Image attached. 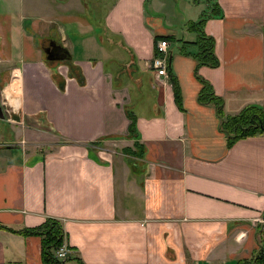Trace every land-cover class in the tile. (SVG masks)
I'll return each mask as SVG.
<instances>
[{"label":"crops","instance_id":"0c3cea01","mask_svg":"<svg viewBox=\"0 0 264 264\" xmlns=\"http://www.w3.org/2000/svg\"><path fill=\"white\" fill-rule=\"evenodd\" d=\"M90 2L0 0V224L59 220L65 264L251 259L264 247V134L231 145L199 94L205 80L225 117L264 109V0ZM211 5L204 31L219 66L199 67L188 23ZM53 35L97 54L73 60L84 84L44 59L39 38ZM163 40L167 76L150 68ZM104 60L127 74L118 87ZM136 142L143 155L127 153ZM41 253L39 236L0 229V264H43Z\"/></svg>","mask_w":264,"mask_h":264},{"label":"trees","instance_id":"16d2710c","mask_svg":"<svg viewBox=\"0 0 264 264\" xmlns=\"http://www.w3.org/2000/svg\"><path fill=\"white\" fill-rule=\"evenodd\" d=\"M199 1V0H195ZM207 3H212V0H204ZM215 6V5H214ZM214 6L211 5L209 10H205L199 20L189 22L188 30L196 32L198 34V41L196 44L199 46V52L196 55L198 66H207L215 68L219 66V60L215 53V41L212 37L205 34L204 26L207 19L214 16ZM156 55L158 51L156 50ZM70 76L75 77L79 82L84 84V77L79 67L70 63ZM203 88L199 94V100L205 104H213L218 110V115L223 118L222 128L230 135V144L241 138L257 136L264 134V109L249 105L245 107L239 114L231 117H225L224 113V100L217 96L211 87V85L202 80ZM136 122L131 121L130 132L135 131ZM143 146L139 142L135 143L136 150H127L131 155H143ZM139 149V151H138ZM136 167V163L132 164ZM0 229H6L11 232L25 235V236H39L41 238V260L43 264H65L67 261L72 260V257L68 256L65 259H60L57 256V252L64 246L65 231L62 223L56 219H47L46 222L37 228H22L21 230H13L12 228L3 226L0 224ZM83 264V263H82ZM241 264H264V247L251 258L243 261Z\"/></svg>","mask_w":264,"mask_h":264},{"label":"rangeland","instance_id":"374dc122","mask_svg":"<svg viewBox=\"0 0 264 264\" xmlns=\"http://www.w3.org/2000/svg\"><path fill=\"white\" fill-rule=\"evenodd\" d=\"M65 0H61V2H63ZM91 1V0H90ZM88 0V3L91 4ZM175 6H177V3L175 4ZM179 9V8H178ZM67 11L69 10H72V8L70 9L69 7L66 8ZM59 13H61L63 10L61 9H58ZM104 11V7L101 6V10H99V17L100 15L102 14V12ZM153 15L155 16V13H153ZM157 17H160L162 20L166 21V17L164 16V14L162 13H159L156 15ZM69 20V18H67ZM98 23L102 21V17L101 19L100 18H97L96 20ZM178 21L179 20H176L175 23L178 24ZM100 24V23H99ZM57 41V43L61 46H63L61 44V40L59 37L53 35ZM70 37V40L73 41V39H77V38H80V36L77 34L76 31H73V32H68V35ZM59 41V42H58ZM45 42V39H42L41 37L39 38V44L41 46V48L44 46V43ZM62 43H67V41H62ZM57 44V45H58ZM58 45V46H59ZM69 45V44H68ZM64 47V46H63ZM84 44H82V42H72L71 46L69 45V47H65L67 48L70 53H71V56H72V60H69L68 58H65L63 61H55V62H52L55 64V66L57 67H60L62 72L63 73H66L68 72L69 76H70V69L68 68V66H70V63H73L74 59H87L89 57H96L97 54L96 53H93V51H86L84 50ZM111 53V51L109 50V54ZM120 53V56L116 55L115 58L116 59H119L121 61H124L125 59H127L122 53L121 51H119ZM43 56H44V59L47 60V53L45 52V50H43ZM44 60V61H45ZM103 63L105 64L106 66V69L107 71H109L111 73V75H113V81H114V84L118 87L120 84H121V81H123L124 79H126V73H120L119 75H117L116 73L117 72H121V67L120 66H117L115 65L114 63L112 62H109V61H103ZM59 69V68H58ZM71 77V76H70ZM84 77V76H83ZM74 79H76L75 77H72ZM77 80V79H76ZM79 82V80H77ZM80 83V82H79ZM135 87V85H134ZM17 116H19V114H17ZM37 124V123H36Z\"/></svg>","mask_w":264,"mask_h":264},{"label":"built area","instance_id":"2783aa9c","mask_svg":"<svg viewBox=\"0 0 264 264\" xmlns=\"http://www.w3.org/2000/svg\"><path fill=\"white\" fill-rule=\"evenodd\" d=\"M168 48L169 42L161 41L158 44L159 55L152 60L150 68L155 71L159 76L168 75ZM57 256L60 259H65L69 256V252L65 248H60L57 252Z\"/></svg>","mask_w":264,"mask_h":264},{"label":"water","instance_id":"95a60500","mask_svg":"<svg viewBox=\"0 0 264 264\" xmlns=\"http://www.w3.org/2000/svg\"><path fill=\"white\" fill-rule=\"evenodd\" d=\"M55 45L58 48V52L61 53L62 56H60V58L59 57H54L52 55V52H50L49 50H45V52L48 55V59L49 60L63 61L65 58H68L69 60H72L71 53H70V51L67 48H65V47H63L61 45L58 46L57 43H55ZM4 102H5V105L7 106V109L12 113L13 121L21 122L20 112L17 111L15 106H13V105H11L9 103L7 96H4ZM17 114H19V116H17Z\"/></svg>","mask_w":264,"mask_h":264},{"label":"flooded vegetation","instance_id":"af4514ba","mask_svg":"<svg viewBox=\"0 0 264 264\" xmlns=\"http://www.w3.org/2000/svg\"><path fill=\"white\" fill-rule=\"evenodd\" d=\"M55 43H57V41L55 40V39H48L46 42H45V44H44V46H43V50H49L50 52H52V55L54 56V57H59L60 58V56H62V54L61 53H59L58 52V48H57V46L55 45ZM58 44V43H57ZM59 45V44H58ZM47 60L48 61H52V62H55V60H49L48 59V55H47Z\"/></svg>","mask_w":264,"mask_h":264},{"label":"bare ground","instance_id":"6f19581e","mask_svg":"<svg viewBox=\"0 0 264 264\" xmlns=\"http://www.w3.org/2000/svg\"><path fill=\"white\" fill-rule=\"evenodd\" d=\"M168 42V41H167ZM159 44V43H158ZM157 51H158V46H157ZM158 55H159V53H158ZM158 55H156L155 57H157Z\"/></svg>","mask_w":264,"mask_h":264}]
</instances>
